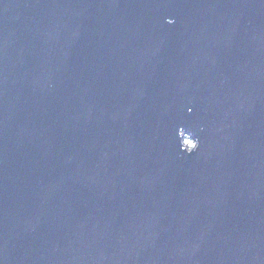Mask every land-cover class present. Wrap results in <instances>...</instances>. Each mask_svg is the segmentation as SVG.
I'll return each instance as SVG.
<instances>
[{
    "label": "water",
    "instance_id": "water-1",
    "mask_svg": "<svg viewBox=\"0 0 264 264\" xmlns=\"http://www.w3.org/2000/svg\"><path fill=\"white\" fill-rule=\"evenodd\" d=\"M0 264H264V0H0Z\"/></svg>",
    "mask_w": 264,
    "mask_h": 264
},
{
    "label": "clouds",
    "instance_id": "clouds-1",
    "mask_svg": "<svg viewBox=\"0 0 264 264\" xmlns=\"http://www.w3.org/2000/svg\"><path fill=\"white\" fill-rule=\"evenodd\" d=\"M175 21L173 20V19H171V18H168L167 20H166V23H168V24H173ZM198 146H199V141L197 140V142H196V145H195V148H196V150H198Z\"/></svg>",
    "mask_w": 264,
    "mask_h": 264
}]
</instances>
